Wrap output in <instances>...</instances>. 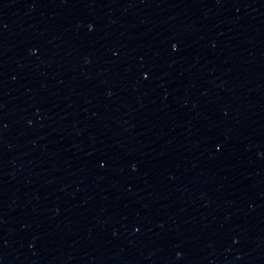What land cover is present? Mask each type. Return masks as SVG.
Here are the masks:
<instances>
[{"label":"water","instance_id":"water-1","mask_svg":"<svg viewBox=\"0 0 264 264\" xmlns=\"http://www.w3.org/2000/svg\"><path fill=\"white\" fill-rule=\"evenodd\" d=\"M0 264H264V0H0Z\"/></svg>","mask_w":264,"mask_h":264}]
</instances>
